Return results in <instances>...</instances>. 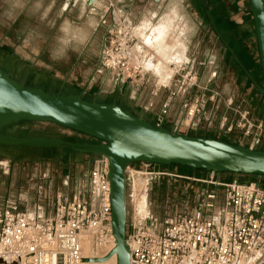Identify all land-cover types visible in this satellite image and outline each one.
<instances>
[{
	"label": "built area",
	"instance_id": "built-area-1",
	"mask_svg": "<svg viewBox=\"0 0 264 264\" xmlns=\"http://www.w3.org/2000/svg\"><path fill=\"white\" fill-rule=\"evenodd\" d=\"M133 0H108L98 14L103 29V47L99 49L95 72H104L119 86L141 79V68L131 60L137 44L126 8ZM199 63L191 56L170 64L171 98L184 97L191 90L206 91L215 76L211 67L206 81L200 77ZM92 80V79H91ZM218 94L182 101L181 107L190 119L199 117L209 126L217 110ZM210 103L209 112L206 105ZM151 105L144 107L147 111ZM225 108L238 117L233 124L223 116L219 129L227 133L240 128L244 142L238 145L258 150L264 140L262 123L253 125L246 112ZM167 104L162 106L161 116ZM161 116L155 122L162 125ZM175 126L172 131L179 132ZM254 130V131H253ZM148 163L131 164L125 169L126 243L129 264H264V187L257 181L240 182L235 176L223 180L219 174L203 177H181L198 184L192 202L169 220L159 222L145 214L151 180L164 176ZM108 161L98 157L90 161L85 180L69 191H56L51 212L37 208L31 212L5 199L0 201L1 264H85L83 243L91 242L92 258H104L114 248L110 224ZM66 177L65 187H68Z\"/></svg>",
	"mask_w": 264,
	"mask_h": 264
},
{
	"label": "rangeland",
	"instance_id": "rangeland-1",
	"mask_svg": "<svg viewBox=\"0 0 264 264\" xmlns=\"http://www.w3.org/2000/svg\"><path fill=\"white\" fill-rule=\"evenodd\" d=\"M6 1L3 0V3H0V64L4 65L2 59L6 60V66L7 64L11 66L13 72L17 70L30 74L32 82L41 80L44 83L59 86L65 83V87L76 89L83 86L93 73L92 64H74V60L78 56L79 49L85 43L84 39H87L96 29L87 49L93 61L97 57L99 47L102 44L103 29L98 26V17L91 15L95 11H91L90 8H83L82 3L85 0H75L73 3L75 6L69 5L67 10V12L72 11V16L77 19L76 23L70 26L68 17H66L67 14L60 15L63 0H53L54 2L52 0H35V3L28 6V16L19 22V26L10 31L8 38H4L3 35L7 27L6 17H8V14L10 16L16 15L15 13L18 10V8H15L12 12L8 11ZM217 1L219 2L215 4L217 10L214 14L219 11L222 13L220 21L225 18L224 21L227 20L225 22L232 26L238 47L253 56V64L248 62L251 65L250 69L253 72L256 71L259 78L262 79L258 66L253 22L247 10L249 8L248 1ZM213 4L214 0H212V6ZM191 10L195 12L197 8L192 6ZM194 16L195 20L192 21L190 27H196L197 36L199 35L205 42L209 40V43H212V65L209 62L200 63L197 59L196 62L199 63L197 69L202 66L200 77L204 81L207 79L203 78L204 71L209 70L208 66L216 72V76L212 80V91L218 94L217 101H220L218 111L221 107H225L227 102H230V107L234 110L242 113L246 112L247 119L253 125L262 123L264 126V99L255 94L253 86L233 64L229 53L219 43L216 36L214 34H212V37L210 36L203 15L196 12ZM171 22L170 17H165L151 28L146 34L148 36L144 42L148 48L137 43V45L144 48V53H150L152 48H160L162 45H164L163 48L167 47L168 49L169 47V53L165 51L163 55L164 64L155 68V72L160 79L159 83H163L167 77L171 76V70L167 69L169 67L166 61L171 57L179 56L175 53L176 42L171 46L164 42V39L165 41L168 39V37H165L170 29ZM28 28L33 35H30L31 33L27 31ZM72 40H79V42L73 44L70 42ZM158 55L162 60V52ZM181 56L178 58L180 59ZM245 60L247 61V58ZM161 70L167 71V75L163 79L161 78ZM20 77H23V74H20ZM109 79V82L104 84L101 77L98 76L90 82V89L93 91L100 90L104 97H111L110 93L113 90L114 79L112 77H109ZM119 99L124 103L126 102L127 105L129 104L128 95L127 97L120 96ZM129 108L134 112H140L131 105ZM234 117H236L235 122L238 121V117ZM24 126L57 135L69 136L73 134L69 130L46 123H27ZM186 132L205 136L203 135L204 131L186 130ZM229 133H234L233 136H236L234 140H238L239 143L244 142L240 128L233 127ZM259 148L264 149V140ZM89 167L90 161L86 159L69 160L68 152L65 151L57 153L52 160L37 162L17 160L10 163L9 160L0 158V201L8 199L15 202L20 210L31 212L39 208L41 213L49 214L56 191H65L66 189L71 191L78 182L85 180ZM160 171L164 173V176L151 180L145 214L152 216L159 222H163L173 218L184 209L187 203L192 202L199 188L195 182L180 178V176L195 178L199 176L196 173L190 176L181 174L175 168L161 167ZM228 176L229 174L225 175V177ZM66 177L68 178V187L64 186Z\"/></svg>",
	"mask_w": 264,
	"mask_h": 264
},
{
	"label": "water",
	"instance_id": "water-1",
	"mask_svg": "<svg viewBox=\"0 0 264 264\" xmlns=\"http://www.w3.org/2000/svg\"><path fill=\"white\" fill-rule=\"evenodd\" d=\"M98 1L84 2L87 7H91ZM247 1L264 83V0ZM103 44L104 39L101 48ZM227 50L240 65L233 51L229 47ZM244 74L264 98V87L258 85L248 72L244 71ZM90 80L79 92L56 94L34 86L26 87L0 68V148L62 150L87 161L98 157L108 161L110 224L114 248L104 258L90 259V262H104L115 255V264H129L124 173L131 164H152L155 172L161 167L179 166L205 173L264 177V150H253L206 136L181 134L163 125L156 126L142 111L137 113L131 110L130 101L128 105L122 102L124 107L117 101H88L83 93ZM129 84L127 81L121 86L120 93L124 97H127L126 87ZM27 123L51 124L79 133L93 142H70L58 137L32 135L17 137L8 133L11 128Z\"/></svg>",
	"mask_w": 264,
	"mask_h": 264
},
{
	"label": "crops",
	"instance_id": "crops-1",
	"mask_svg": "<svg viewBox=\"0 0 264 264\" xmlns=\"http://www.w3.org/2000/svg\"><path fill=\"white\" fill-rule=\"evenodd\" d=\"M74 1L75 0H63V8L60 14H67L66 17H68L70 26L74 25L76 23L75 21L77 20L72 16V11L67 12L69 5H71L72 7L75 6L73 4ZM107 1L108 0H99L91 7H87L84 1L82 4L83 8H90L91 11H95V13L91 15L98 17V14L101 12L102 6L106 4ZM52 2L54 1L52 0ZM218 2L219 1L214 0V4L212 6V0H158L157 2H154L153 0H133L132 3L129 4L126 8V13L129 23L134 28V33L138 41L137 43L143 44L144 47H147L144 43L146 40L145 38H147L148 36L146 34L151 30L153 26L157 25L165 17H170L172 22L170 25V29L165 37H168V39H166V41L164 39V42L165 44L167 43L168 46H171L174 42L180 41L181 43H183L184 53L179 59L181 60L180 62H184L189 57L195 56L198 62L203 64L209 62V64L212 65V43H209V40L205 42L199 37V35L197 36V28L193 26L190 27V25H192V21L195 20L194 13L198 12L199 14H202L203 19L208 25L210 36L212 37V34H214V29L212 28V20L217 24L222 17V13H220L219 11H217V14H214L217 10L215 8V4H218ZM0 3L2 4L3 0H0ZM6 3L8 11L12 12L15 8H18V10L15 13L16 15L14 16H10L9 14L7 15V27L6 32L3 35L4 38H8L10 36V31L14 27L19 26V22L28 16V6L35 3V0H7ZM192 6H195L197 8L195 12L193 11L194 13L191 10ZM96 30H93V32L87 37V39H84L85 43L79 49L78 56L74 60V64H92V72L95 71L94 68H96L98 54L96 59L93 61L92 56L87 48ZM174 30H176V32H174ZM27 31L31 33L30 35H33V33L30 32L29 28ZM79 40H72L70 42L76 44L77 42H79ZM163 46L164 45L156 49L152 48V51L150 50V53H144V48L136 44L135 50L132 51V62L134 63V65H137L141 68V79L136 82L130 83L126 87L128 99L132 103V107L142 111L152 123H155L161 116L162 106L164 104H167L166 113L161 116L163 126H166L171 130L175 126H179L180 129H183L184 131H204L203 135H205L206 137L220 139L223 141L225 140L231 142L234 145H238L239 141L234 140V138L236 137L233 136L234 133H227L219 129V122L223 116H226L228 118V123L230 124H233V122L235 121L234 119L236 118L234 117L235 115H233L225 107H221L219 111L217 110V112L213 116H211V123L209 126L199 117H195L194 119H190L189 117H187L185 111L181 107L184 98V100H192L193 98H198L200 96L208 98L211 93H215L212 91V81L207 84L206 91L202 92L200 90H191L190 93L184 97L178 96L175 98H171L169 96V90H158V84L169 86L171 81V76H169L163 81V83H159V76L155 72L156 66L164 64L163 55L165 54V51L169 53V47L167 49V47L163 48ZM160 51L162 52V60H160V57L158 55L161 53ZM178 57L179 56L175 58L178 59ZM169 61L170 60L166 61L167 64L170 63ZM208 67L210 68V66ZM201 69L202 66L200 67L199 72L202 71ZM207 75L208 73L205 70L203 78H207ZM98 76L101 77V80L102 82H104V84L109 82L110 80L104 72H96L92 77L91 82ZM112 88L113 90L110 93L111 96L115 95L116 92L119 94L118 97L124 95L120 93L121 86H119L115 80ZM148 105L151 106L147 111H144V107ZM217 106L219 108L220 103H218ZM210 107L211 105L210 103H208L206 105L208 112Z\"/></svg>",
	"mask_w": 264,
	"mask_h": 264
},
{
	"label": "flooded vegetation",
	"instance_id": "flooded-vegetation-1",
	"mask_svg": "<svg viewBox=\"0 0 264 264\" xmlns=\"http://www.w3.org/2000/svg\"><path fill=\"white\" fill-rule=\"evenodd\" d=\"M225 18H223V21H219V23L216 24V22H213L212 24V28L214 29V34L217 38V40L219 41V43H221V45H223V47L227 50V47H229L232 51H233V55L237 57L240 65H238L232 58V55H230L231 60L233 62V64L239 69V71H241L244 74V71L248 72L252 78L256 81V83L260 86H263L264 84H262L263 82H261V79L259 78V76H255V73L250 69L247 68L246 66V62L244 61V59H242V52L240 47H238V43H237V38L235 35V32L232 29H229L227 26V23L224 21ZM218 25V26H217ZM225 44L227 45V47L225 46ZM3 64H0V68L2 70H4L10 77L14 78L16 81L29 84L28 87L34 86L36 88H40L46 92L49 93H56V94H66L69 93L70 91H76L79 92L81 90L84 89V87L86 86V84L88 83L89 79H87V81H85V83L83 84V86H81L79 89L76 88H68L65 87V83L61 86L59 85H51L49 83H44L41 80H36L34 82H32V80H30L31 75L30 74H25L22 73L20 71H12L11 66H9L7 64L6 66V60L2 59ZM20 74H23V77H20ZM27 76H25V75ZM245 75V74H244ZM246 77V75H245ZM247 78V77H246ZM263 79V78H262ZM248 80V79H247ZM258 80V81H257ZM249 81V80H248ZM91 82V81H90ZM262 84V85H261ZM252 85V84H251ZM254 88V87H253ZM119 94L116 92L115 95L111 96V97H104L101 93L100 90H96L93 91L90 89V83L87 87V89L84 91L83 96L86 100L88 101H98V102H106V103H112L114 101H117L118 104H120L122 107H124V104L122 103L121 99H119ZM27 126H24V124L19 125V126H15L13 128H11L10 130H8V133L17 137L20 136H25V135H32V136H44V137H58L61 139H64L66 141H70V142H93L92 139L83 136L79 133H75L73 132L72 135L69 136H65V135H57V134H53L50 133L48 131H40V130H36V129H30V128H26ZM72 132V131H71ZM62 150H48V151H43V150H32V151H23L20 149H4V148H0V158L1 159H6L9 160L10 163H14L17 160H23L26 162H37V161H46V160H52L56 157L57 153H60ZM68 159L72 160V159H81L80 157H75L73 155H69L68 154ZM190 176V175H189Z\"/></svg>",
	"mask_w": 264,
	"mask_h": 264
},
{
	"label": "trees",
	"instance_id": "trees-1",
	"mask_svg": "<svg viewBox=\"0 0 264 264\" xmlns=\"http://www.w3.org/2000/svg\"><path fill=\"white\" fill-rule=\"evenodd\" d=\"M248 10V12L250 13V11H249V8L247 9ZM227 21V20H226ZM227 26H228V28L229 29H232V26L230 25V24H228L227 23ZM233 30V29H232ZM234 31V30H233ZM241 54H242V59H244V61H246L245 59L247 58V63H246V66H247V68H251L250 66L251 65H249V63L248 62H252V64H253V61H252V55L250 54V53H246L243 49H241ZM258 66H259V62H258ZM260 68V67H259ZM254 73H255V76H258V73H256V71H254ZM247 79V78H246ZM258 81V80H257ZM250 84H251V82L250 81H248ZM261 82H263V79H261ZM262 84H264V83H262ZM261 84V85H262ZM28 85L29 84H26L25 86L26 87H28ZM262 87H264V85L262 86ZM254 91H255V94L257 95V96H260L259 94H258V92L254 89ZM260 97H262V96H260ZM263 98V97H262ZM264 99V98H263ZM182 131V132H181ZM178 133H181V134H186V135H199L198 133L197 134H194V133H192V132H186V131H184L183 129H180L179 130V132ZM225 141V140H224ZM226 142H228V143H231V142H229V141H226ZM65 152H67V151H65ZM164 168H175L179 173H181V174H186V175H194L195 173L197 174V176H199V177H203V176H205V172H202V171H190L189 169H187V168H182V167H179V166H168V167H164ZM225 173L224 174H219V177L221 178V179H223V180H226V181H231L233 178H234V176L233 175H231V174H229V176L228 177H225ZM228 175V174H227ZM238 178V180L240 181V182H248V181H257L259 184H260V186L261 187H264V177H258V176H238L237 177Z\"/></svg>",
	"mask_w": 264,
	"mask_h": 264
},
{
	"label": "bare ground",
	"instance_id": "bare-ground-1",
	"mask_svg": "<svg viewBox=\"0 0 264 264\" xmlns=\"http://www.w3.org/2000/svg\"><path fill=\"white\" fill-rule=\"evenodd\" d=\"M174 45V44H173ZM175 53L177 54V55H179V56H181L182 55V53H184V47H183V43H181L180 41L179 42H176V45H175ZM177 57V56H176ZM168 60H170L169 62V64H167L168 65V67H169V65L170 64H174V63H180V60H179V58L178 59H176V58H174V57H171V58H169ZM172 62V63H171ZM168 70H171L170 68H167ZM161 72H162V79L164 78V76L165 75H167L166 73H167V71H163V70H161ZM145 211H146V208L143 206V205H140V209H139V213H140V215H142V216H144L145 215ZM83 249H84V255L86 256V258H85V260H84V262H85V264H115V255H113V256H111L109 259H107L106 261H104V262H96V263H92V262H90V259H101V258H92V256L90 255V254H92L91 253V251H92V244H91V242H89V241H86V242H84L83 243Z\"/></svg>",
	"mask_w": 264,
	"mask_h": 264
}]
</instances>
